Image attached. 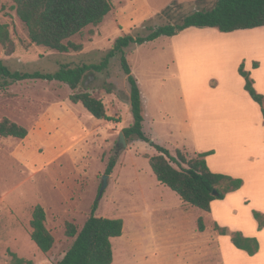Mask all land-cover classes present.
I'll list each match as a JSON object with an SVG mask.
<instances>
[{
	"label": "rangeland",
	"instance_id": "obj_1",
	"mask_svg": "<svg viewBox=\"0 0 264 264\" xmlns=\"http://www.w3.org/2000/svg\"><path fill=\"white\" fill-rule=\"evenodd\" d=\"M112 4V12L100 26L88 27L71 39L83 45L81 52L61 53L32 44L13 1L0 0V24L9 25L15 45L12 55L0 45V59L12 71L29 73L99 64L117 39L147 36L152 29L213 8L215 0H207L203 6L196 0H112ZM196 30L177 40L161 37L143 45L132 44L125 55L143 94L146 136L165 148L181 141L198 155L225 140L222 127L232 129L235 139L230 142L235 144L249 133L247 123L228 124L222 119L250 112L248 103H254L260 112V105L245 89L239 68L244 64L256 91L264 96V28L230 34ZM244 42L252 46L245 53L248 55H243ZM260 50L253 55L257 59H250ZM258 62L262 68L254 72ZM84 92L102 100L114 121L98 120L81 104L70 101L72 94ZM2 118L25 127L28 137L0 138V232L6 228V236L16 232L19 244L30 242L32 212L41 205L55 245L50 253L36 255L38 264L47 260L57 264L64 258L74 242L66 235L67 224L82 228L97 200L95 216L124 221L123 236L112 240L113 264H228L227 260L255 264L232 253V234L253 236L264 246V234L257 237L253 233L256 225L259 230L254 211L262 212L260 201H254L250 211L238 195L227 203L228 211L220 213L215 208L224 225L221 228L228 230L227 235H219L210 213L184 203L157 181L148 161L157 151L150 144L136 140L125 148L119 145L120 133L133 124L130 85L120 55L104 72L88 74L75 91L64 83L42 80H26L0 90ZM183 153L188 160L197 157L186 150ZM114 156L116 166L100 196ZM225 161L246 179L258 174L246 169L238 146Z\"/></svg>",
	"mask_w": 264,
	"mask_h": 264
},
{
	"label": "trees",
	"instance_id": "obj_2",
	"mask_svg": "<svg viewBox=\"0 0 264 264\" xmlns=\"http://www.w3.org/2000/svg\"><path fill=\"white\" fill-rule=\"evenodd\" d=\"M18 19L24 24L32 44L43 46L61 53L70 51L81 52L83 45L71 41L76 35L82 34L88 27L100 26L112 12V0H12ZM207 0H196L203 6ZM264 27V0H215L213 8L195 11L185 16L176 24H166L155 29L144 37L131 35L116 40L113 48L99 64H86L77 68L62 66L55 73H33L12 71L0 59V90L26 81L42 80L61 82L72 91L86 79L90 73H102L108 69L110 61L120 55L121 68L130 85V107L133 124L124 128L123 133L128 144L143 141L150 144L157 154L148 157L149 165L157 181L176 193L181 200L207 213L211 212V204L216 200H224L230 193L236 192L244 185L240 178L214 173L210 170L206 157L213 152L200 153L188 160L186 155L176 151L173 155L168 149L156 144L144 132L146 120L141 89L125 55V49L132 44L143 45L160 37H174L189 28H214L221 33H233L240 30H253ZM0 45L8 55L15 51L10 27L0 24ZM258 67V64H255ZM240 75L245 79V89L252 100L261 107L264 118V96L259 94L251 79L250 73L239 68ZM108 93H112L108 89ZM70 101L82 106L96 119L114 121L108 116L106 106L100 99L90 93H74ZM28 130L8 118L0 119V138L24 140ZM117 157L111 158L106 174L111 175L116 166ZM97 200L92 208L91 216L82 228L67 224L66 235L74 242L64 258L57 264H113L114 251L112 240L120 238L124 233L122 219H110L95 216L98 210ZM259 223V230L264 229V214L254 211ZM46 212L41 205L35 206L30 221V238L43 254L52 251L55 238L46 227ZM200 230H204L202 219L199 220ZM219 235H227V228L216 224ZM233 245L249 256H255L260 245L256 238L244 237L240 232L232 234ZM9 264H33L32 261L19 257L8 250Z\"/></svg>",
	"mask_w": 264,
	"mask_h": 264
},
{
	"label": "crops",
	"instance_id": "obj_3",
	"mask_svg": "<svg viewBox=\"0 0 264 264\" xmlns=\"http://www.w3.org/2000/svg\"><path fill=\"white\" fill-rule=\"evenodd\" d=\"M196 29H199V28H189L181 32L180 34L174 37H169V38H173L174 40H177L180 36L189 35L190 33L197 32ZM205 29L218 31L219 33H221L219 30L214 29V28H205ZM200 30H204V29H200ZM240 31H245V30H240ZM240 31H236V32H240ZM221 34H230V33H221ZM218 35L222 36L220 34ZM223 43L226 44V40H223ZM250 45L251 44L249 42H244L243 48L246 51L244 52L243 55H248L245 53L250 52V47H252ZM253 51H255L254 48H253ZM260 52L261 50L258 52L252 53L250 59H253V60L257 59V57L256 56L253 57V55L260 53ZM261 68H262V64L259 63V67L254 72L260 71ZM141 94H142V91H141ZM142 99H143V94H142ZM253 104L254 103H248V105L251 106L252 109L250 110V112L242 116H239L238 118L222 119L223 121H226L228 124L247 123L249 125V133H246L238 144L230 142L231 140L235 139V135L234 134L231 135L232 129L229 126H225L221 128L224 131L222 134L225 140L217 142L213 147H211V149L206 150V152L208 151L213 152L211 155L206 157L207 164L212 172L228 175L234 178L241 177V179L244 181L243 187L239 189L238 191L228 194L224 200H220L221 202L219 201L212 202L210 215L212 216L213 220L216 221L218 226L221 225L220 227L224 225L222 223H219V218L216 215L215 208L221 209L220 213H222L223 211H228L230 207L227 203L231 200V198H234L235 196H238V195L241 196L240 201H242V203H244V205L247 207V209H250V211H252L253 208H255V205L253 204L254 201H260L261 202L260 204L262 207V209L260 210H262L261 213L264 214V118H263L262 110L260 109V112H259L258 108L255 107V105ZM143 105H144V101H143ZM252 111H254V113ZM180 142H176L175 145L170 146L171 148L168 147L166 149H168L172 154L176 152L177 150H180L182 152L186 150L191 155H197L196 152H191L190 150H188L186 146L183 144V142L181 143ZM236 146L239 147L241 156L243 157V161L246 164V169L249 171L258 172V174H256L252 180L246 179L245 176L241 174L240 172H237L238 174H236V171L234 172L232 169L231 163H227L225 161L229 159V154ZM206 152H200V153H206ZM209 160L212 161V165L211 163H209ZM1 197L3 196L0 195V200H1ZM220 213H217V214L220 215ZM253 233L255 236L259 237L260 235L264 234V229L258 230V227L256 225ZM246 235L245 237H250ZM251 238H253V236ZM30 240H31L30 242L28 241L27 243L23 242L19 244L18 243L19 241L16 239V232H8V236H6V228H3L2 232H0V249L4 248L3 250L4 252L2 253L0 257V264H9V257L8 255L6 256V251L8 250L16 253L21 258L32 261L33 264H38L36 255L43 254V253L39 250V248L32 241L31 238ZM258 242L260 245V250L255 256H248V254L245 251L237 249L233 244L232 245L235 248L231 246L232 253L236 252L238 255L243 256L247 262L253 263L254 261L255 264H264V246L261 240H258ZM218 243H219V246L222 247V251H223L224 245L222 246L223 241H222L221 236H218ZM227 244H229V241L227 242ZM6 245L8 246L7 250H6ZM14 247H17V249L21 252H16ZM27 247L31 249V253H29ZM227 262L228 264H231L229 263L228 260ZM41 264H49V261L48 260L43 261Z\"/></svg>",
	"mask_w": 264,
	"mask_h": 264
},
{
	"label": "water",
	"instance_id": "obj_4",
	"mask_svg": "<svg viewBox=\"0 0 264 264\" xmlns=\"http://www.w3.org/2000/svg\"><path fill=\"white\" fill-rule=\"evenodd\" d=\"M119 145H120L121 147H123V148H125V147L128 146V143H127V141H126V138H125L123 132L120 133V137H119ZM108 178H109L108 175H106V176L103 177V185H102V188H101L100 196H102L103 193H104V190H105V188H106V186H107V180H108Z\"/></svg>",
	"mask_w": 264,
	"mask_h": 264
},
{
	"label": "bare ground",
	"instance_id": "obj_5",
	"mask_svg": "<svg viewBox=\"0 0 264 264\" xmlns=\"http://www.w3.org/2000/svg\"><path fill=\"white\" fill-rule=\"evenodd\" d=\"M210 41V40H209ZM205 42V41H204ZM217 43V42H216ZM212 44V43H211ZM215 44V43H214ZM219 44V43H218ZM205 45V44H204ZM192 46V45H191Z\"/></svg>",
	"mask_w": 264,
	"mask_h": 264
}]
</instances>
